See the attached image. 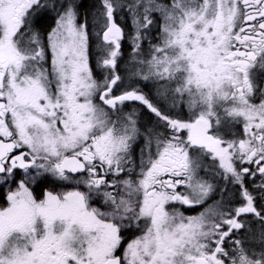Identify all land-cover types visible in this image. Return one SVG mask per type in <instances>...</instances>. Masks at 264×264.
<instances>
[{"label":"snow or ice","instance_id":"snow-or-ice-1","mask_svg":"<svg viewBox=\"0 0 264 264\" xmlns=\"http://www.w3.org/2000/svg\"><path fill=\"white\" fill-rule=\"evenodd\" d=\"M101 6L102 80L90 67L83 2L61 0L57 11L48 0H0V264H264V0ZM48 8L57 15L45 40ZM118 12L144 66L133 75L154 83L156 102L139 88L115 94ZM145 40L150 58L141 59ZM128 101L156 126L141 129ZM207 159L239 185V204L200 175ZM48 177L76 187L37 197Z\"/></svg>","mask_w":264,"mask_h":264},{"label":"flooded vegetation","instance_id":"flooded-vegetation-1","mask_svg":"<svg viewBox=\"0 0 264 264\" xmlns=\"http://www.w3.org/2000/svg\"><path fill=\"white\" fill-rule=\"evenodd\" d=\"M48 2L50 4L55 3L57 5V11L60 10L59 5L61 3V0H48ZM65 2H66V0H65ZM81 2H83V0H76L75 1L76 4H80ZM94 4H97V0H94V3H92V5H94ZM84 10H85V8H83V7L79 9L81 20L83 19L84 15H85ZM57 11H53L51 8H48L46 10H43V12H42V15L44 18V24L42 27V31L45 33V40H46V33L51 30V27L55 26ZM124 18L127 20V14L124 15ZM94 66H95V69L98 67L97 62L94 63ZM90 67L93 70L92 64H90ZM138 82H139V80H138ZM131 88H134V85H132ZM137 88H139V90L141 92H143V94L148 96L153 102L157 101V97L153 95L154 92H152V90L148 87V85L138 83ZM129 90H131V89H129ZM114 91H115V93L118 91V86L114 89ZM126 103H127L128 108H129L128 112H132L135 109V111L138 113V115L140 114V115L144 116V118L148 119V127H155L156 126V117L144 105H141L139 102H133V101L125 102V104ZM185 112L187 113V109H185ZM226 131H228L230 135L232 133L242 134V128H240L239 126H230L229 128L226 129ZM137 162H138V158H137ZM251 167L255 168V165H252ZM219 171H220V169L217 166V162H214L211 159H207L204 163V167L201 170L200 175L202 177H204L205 179H207L210 183H214L217 186L218 190L220 188H226L227 189V191L225 192V200L226 201L231 200L234 205L239 204L240 203L239 185H232L230 183H226L225 180L221 176L217 175V173ZM109 179H111V177H109ZM255 179H256V183L260 182V177H259L258 173H257V176ZM245 182L247 184L249 191H251L253 193V195L256 196L257 203L259 205L260 204V198L258 195H256V190L253 188L251 178L246 177ZM73 187H76V185L73 183H67V182L56 180L52 177H48L39 187H34V194L37 197L42 198L44 188H47V189L52 190L56 193H59V192H63L66 190H71ZM79 188L81 190H86V189H84V186L82 184L79 185ZM5 192H6V188L0 189V205H3V203H4L3 196H4ZM214 198L220 199L219 191H217V194L215 195ZM99 203H100L99 201H94L93 206H97ZM166 207L169 210H171L173 208L179 209L180 211L184 212L185 215H195L196 211H198V210L194 211L192 209L186 208L180 204H175V205L170 204V205H167ZM132 236H133V233H131V232L126 233L125 234V243L128 240H130L132 238ZM122 250L123 249H121V251Z\"/></svg>","mask_w":264,"mask_h":264},{"label":"rangeland","instance_id":"rangeland-1","mask_svg":"<svg viewBox=\"0 0 264 264\" xmlns=\"http://www.w3.org/2000/svg\"><path fill=\"white\" fill-rule=\"evenodd\" d=\"M75 1L73 0L74 3H75ZM102 11H103V9H102V6H101V0H97V4H94V10H93V12L88 17V28L91 30L92 37L96 41L95 42V48H93V51L97 53V55L95 56L96 61H97L98 53H99L98 52V45H100L101 41L94 34L93 16L94 15L95 16H99ZM125 14H127V13L126 12L125 13H119V12L117 13V15H118V17L120 19H122L121 16L124 17ZM117 23L119 24V22H117ZM123 23H127L128 26L132 30V26H131L130 21L127 20V22L124 21ZM95 27H96V30H99V25H96ZM156 31L157 30H155V29L153 30V34L155 36L152 34V37H151V40H152L153 43L156 42ZM129 43H130V46H131L130 52H132V45H131L130 40H129ZM150 52H151L150 44H149V41L146 40L142 44V52L140 53V58L141 59H148V58H150ZM131 60H132V53H131ZM142 67H144V66L141 65V64H139L138 62L133 61V60L129 64H127L125 66L126 69L124 70L125 79H123V81H122V86L125 88V87H127L132 82V85H134V88L135 87L137 88L138 80H139V83L148 85V87L152 90V92H154L153 95L156 96V87H155V85H154L153 82H151V81H144L140 77L133 75L138 69H140ZM96 71H97L96 73H98V74H101V73L103 75L105 74L103 72V70L101 68H99V67L96 68ZM102 79H103V77H102ZM135 82H137V84ZM124 112L125 113H129L127 110H124ZM137 119H138V124H139V126H140L141 129H146L148 127V119L147 118H144V116H142V115L139 114L138 117H137ZM140 143L141 144L143 143V138L142 137H141ZM138 157H139V152H138V149H137V158Z\"/></svg>","mask_w":264,"mask_h":264},{"label":"trees","instance_id":"trees-1","mask_svg":"<svg viewBox=\"0 0 264 264\" xmlns=\"http://www.w3.org/2000/svg\"><path fill=\"white\" fill-rule=\"evenodd\" d=\"M83 2H84L83 3V8H85L84 13L87 14V17H89L90 14L94 10V5H92V3H94V0H83ZM116 20H117V22H119V24L123 27V29L125 31V36H124V38L121 41V55L118 57V71H119V74L122 77V81H123V79H125V75H124V70L126 69L125 66L132 61L131 60V53L132 52H130L131 46H130V43H129V40H130L129 37H130V35L132 33V30L128 26L127 23H123L124 21L127 22V20L125 18L120 19L118 17V15H117L116 16ZM88 30H89V34H90V45H89L90 64H92L93 72L95 73V76L97 77V79H101L102 80V77H104V75L102 73L101 74L96 73L97 71H96L95 66H94V63L97 62L96 61V58H95V56L97 55V53L93 51V48H95V42L96 41L92 37L91 30L89 28H88ZM98 55H99V53H98ZM135 83L137 84V82H135ZM131 87H132V82L127 87H125V88L122 86V83H120L118 85V88L120 90L118 89V91L115 94L116 95H119L125 89H128V90L131 89ZM124 110L129 111V108L127 106V103L124 105Z\"/></svg>","mask_w":264,"mask_h":264}]
</instances>
